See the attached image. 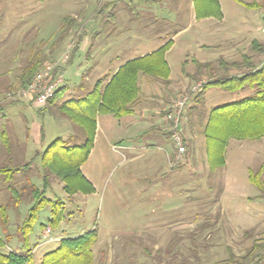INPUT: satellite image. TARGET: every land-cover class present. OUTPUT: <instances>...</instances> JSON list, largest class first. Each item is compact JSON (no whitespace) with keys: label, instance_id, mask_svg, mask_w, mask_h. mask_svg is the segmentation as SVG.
Returning a JSON list of instances; mask_svg holds the SVG:
<instances>
[{"label":"rangeland","instance_id":"374dc122","mask_svg":"<svg viewBox=\"0 0 264 264\" xmlns=\"http://www.w3.org/2000/svg\"><path fill=\"white\" fill-rule=\"evenodd\" d=\"M217 1L221 15H224L221 23L222 18H206L201 19L206 21L192 26L189 17L190 5L194 12L192 0H165L166 5L163 6L169 10L159 6L160 11L149 10L150 13L143 18L149 25L144 37L150 39L147 45L150 49L161 44L163 38H174V48L166 58L171 79L181 78L183 72L194 75L193 59L213 65L201 74L205 78H193L186 91L178 93L173 101L188 94L199 83L224 77L217 64L220 59L228 63L239 62L243 55L252 54L250 44L253 40L264 44V0ZM241 2L263 3V7L248 9ZM143 6L138 2L122 0L113 7L118 16L114 29L109 24L108 12L105 13L107 8L103 12L105 14L95 15L99 7L97 0H0V101L5 97L6 101H19L18 93L25 87H17L19 75L35 59L42 62L37 73L46 66L58 64L54 67V74H62V87L65 82L69 87L64 97L61 96L50 107L38 108L33 101L29 102L31 107L25 114L23 129L33 124L42 128L41 148L45 150L55 139L66 141L79 135L78 129L57 113V108L63 99L83 98L97 80L108 78L115 67L125 60L129 54L127 50L133 48V34H137V26L133 22L145 24L135 20L137 16L130 9L140 13ZM68 18L73 20L68 21ZM128 27L135 32H129ZM185 28L187 31L184 34L176 36ZM99 29L104 38L115 42L110 51L104 50L91 64L89 59H95L98 54L94 39L99 41L95 34ZM84 30L92 39L86 45L80 44L71 61L76 38ZM224 32L231 33L232 37H227ZM227 38L232 42L226 43ZM64 56H67L66 62H62ZM253 57L257 65L264 61L263 56L254 54ZM150 79L141 74L138 77L139 87L144 93L142 103L149 112L147 124L157 118L162 119L160 109L165 97L158 91L163 84L159 82V85L150 87L147 84ZM147 88L153 90L152 97ZM253 94L249 89L224 92L218 87H210L198 104L195 105L191 99L190 108L182 121L184 139L189 141L194 135L196 138L202 136L201 129L211 109ZM105 134L101 129L94 153L83 167V174L93 186L92 194L77 193L68 197L62 190L63 185L51 179L45 197L63 202L64 219L57 228L51 229L50 236L54 241L34 249V245L40 243L37 237L43 239L40 226L47 225L50 217L49 207L39 212L33 233L29 236V248L34 250L33 264H38L45 253L54 250L60 240L75 238L91 230H95L97 235L92 248L93 264H176L180 258L175 261L164 255L172 240L177 243L183 264H221L228 258L227 247L236 258L233 264L256 262L264 248V144L261 140H229L225 149L226 167L213 172L207 168L196 176L186 171L166 175L168 164L164 161L163 152L150 147L137 150L132 153L143 157L133 161L135 156L128 155L131 152L126 151L122 156V151L121 154L120 151H113L111 144L104 142ZM109 136L113 142L115 139L111 134ZM78 138L72 142L81 144L83 139L80 135ZM148 155L156 156L157 172L145 170L144 157ZM34 167L18 176L16 174L11 183L15 189L22 191L23 199L16 211L11 209L8 212V229L2 235L5 239L18 237L17 228L33 204L28 188L31 185L42 187L39 163ZM189 168L190 165H187L186 169ZM260 169L262 191L248 181V172L256 174ZM160 173L166 176L160 177ZM9 186L0 182V206L10 198ZM16 216H19L18 219ZM20 219L22 221L17 223L16 220ZM253 243L260 245L261 249L251 251L252 257L246 256ZM144 249L147 251L144 252ZM148 251L150 256L146 255ZM4 252H7L6 248Z\"/></svg>","mask_w":264,"mask_h":264},{"label":"trees","instance_id":"16d2710c","mask_svg":"<svg viewBox=\"0 0 264 264\" xmlns=\"http://www.w3.org/2000/svg\"><path fill=\"white\" fill-rule=\"evenodd\" d=\"M121 1L114 0L111 3L99 6L95 15L103 13L109 7L114 9L113 7L117 6ZM192 1L196 20L222 18L217 0ZM241 4L253 10L263 7V3L241 2ZM111 17L115 21L116 15L114 13L111 14ZM67 20L71 21L73 19L68 18ZM85 36L86 30L77 36L76 45L72 50L71 61L78 52ZM170 47L171 41H168L160 49L152 53L127 61L109 79L97 80L92 89L83 98L61 103L57 108V113L78 129L77 132L80 138L83 139L81 144L72 142L75 139H79V135L77 137H69L66 141L58 138L51 142L45 150L37 152L29 161L16 165L1 164L0 182L3 185L10 184L8 187L10 198L6 204L0 206V264H33V249L30 250L29 248V236L33 233L37 215L43 208L49 207L50 217L47 220V225L40 226V232H43L46 227H49V230L55 229L63 221V202L60 200H49L45 197L50 188L52 178L63 185L62 190L68 197H72L77 193L88 195L94 192L92 184L83 176L80 167L85 164L93 148L97 116H112L115 119H121L132 115L134 107L141 97V89L138 84L139 74L167 84L170 70L165 60V54ZM250 51L252 54L243 55L239 62L228 63L220 59L217 64L222 70L224 77L204 82L194 95L190 92L188 93L190 99L196 105L204 99L205 92L210 87H218L224 92H236L245 89L254 92L249 98L213 108L206 115L201 135L204 139L206 164L212 172L224 167L225 149L229 140H261L264 144V61L257 65L253 60L254 54L264 57V44L253 40L250 44ZM192 62L196 69L192 79L199 77L213 66L212 63H199L195 59ZM41 63L39 59L29 62L19 75L17 87H26L35 73L41 68ZM65 92L66 87H61L56 91L47 102V107L59 101ZM3 106L0 104V108ZM191 108L194 109V107ZM167 126H169V121ZM166 135L170 141L168 129L166 130ZM1 141L7 152L10 151L8 138L4 136ZM189 143L190 141L185 140L186 156L190 149ZM184 159L185 155L180 165L170 170L179 169ZM36 163H39L41 169L42 187L31 185L28 188L33 204L28 210L26 218L17 228L18 239L29 249L24 254L12 251L4 252L7 242L2 235L8 229V212L11 209L16 211L23 199L22 191L15 189L11 183H13L18 172L23 169H29ZM261 172L262 169L256 174L248 172V181L260 191L263 189V182L259 179ZM178 234L182 236L181 233ZM96 240L95 230L75 238L62 239L54 250L42 256L38 264H93L92 248ZM176 240L178 241L179 239ZM37 244L34 245V248ZM178 249L177 243L172 240L169 250L164 252L165 258L168 259L170 257V260L175 261L180 258L176 264H183ZM259 249H261L260 245L253 243L246 256L250 257L251 251ZM146 251L144 249V252ZM226 251L228 258L221 264H233L236 258L233 256L230 247H227ZM192 254L196 256L194 252ZM146 255L150 256L149 251ZM257 257L258 259L254 264L264 262V248Z\"/></svg>","mask_w":264,"mask_h":264},{"label":"crops","instance_id":"0c3cea01","mask_svg":"<svg viewBox=\"0 0 264 264\" xmlns=\"http://www.w3.org/2000/svg\"><path fill=\"white\" fill-rule=\"evenodd\" d=\"M97 1L99 2V6H101L106 3H111L114 0H97ZM123 1H128V2L134 1V2H138L139 4L141 3L144 5L143 7L140 8L143 14H140L141 12L139 13V10H136L134 8L130 9L133 12V14L137 16L135 20L142 21V22L146 21L143 18H145L147 14L150 13L149 10L151 12L154 9L155 11L157 10L160 11L159 6H162L164 8L163 9L161 7L163 10L168 9L166 6H163V5H166L165 0H123ZM189 10H190L189 17H190L192 26L198 25L201 22L206 21V20H196L195 19L194 12L191 9V5L189 7ZM221 10H222V7H221ZM107 12H108V17L110 21L109 24L115 29L117 27L116 19H118L116 9L107 8L105 13ZM112 13L116 15L115 21L111 17ZM207 20H213V19H207ZM223 20H224V15L222 14V19L220 23L223 22ZM144 23L145 24H139L137 22H133V25L137 26V29L135 30L137 34L134 33L135 31L132 32V29L128 27V31L131 33H134L133 34L134 37L132 41L133 48H130L127 50V52L129 53L128 56L125 58V60L121 64L115 67V70L110 74L108 79L127 61L142 57L149 53H152L160 49L168 41H171L172 45L165 54V60H167L166 59L167 56L171 53V51L174 48V38H170V39L163 38V40H161L160 42L161 44H157L154 48L150 49V47L147 46L148 41L150 39L147 37H144L146 36L145 32L148 30L149 25H147L146 22ZM186 29L187 28L181 30L180 32H177L176 36L184 34V32L187 31ZM95 34H97V38L99 40L98 42H96V39H94L97 45L95 51L98 52V54L95 57V59H92V58L89 59L88 63H91V64L95 63V61L101 56V54L104 53V50L110 51L111 47H113L112 43L115 42V40H112L110 38L108 39L104 38V36H102L103 34H102V31H100V29ZM88 35L89 33L86 34L81 44L82 46L86 45V42L92 39V37L89 38L90 36L88 37ZM137 35H139V37H137ZM224 35H226L227 37L228 36L232 37L231 33L226 34L224 32ZM225 42L229 44L232 42V39L228 40L227 38ZM202 47H205V46L203 45ZM198 62L199 63H209V62H200V61ZM170 75H171V71H170ZM192 75H193L192 73L184 72L182 73L181 78L179 79L177 78L174 80L171 79L169 76V80H168L169 82L167 84H164L161 81L152 80V79H150L148 83L146 82L148 85H150V87L159 85V82L163 84L162 85L163 87H161V90L158 89L159 92H162L165 95L164 102L160 109V115L162 118L161 120H157L159 119L157 118L150 124L146 123V120H149V117H148L149 112H147L144 108L146 106L145 103H142L143 102L142 94L144 95L142 91H141L140 100L134 107V112L132 115L125 116L121 119H115L112 116H97L94 144H93V148L85 164L88 162V160L92 157L94 153L95 145L97 144L98 138H99L98 134L100 133L101 129L103 132L107 133L104 135V142L106 144L108 143L111 144V148L115 145L120 146L121 149H120L119 154H121V151H122L123 152V154H121L122 156H124V152L128 151V153L131 152L130 154H128L129 156H135L133 158V161H137V159L142 158L143 155L141 154L135 155L132 152H135L137 150L143 151L150 147V148H155L163 152L165 155L164 161L167 164V157L170 156L173 151L171 142L169 141L166 135V130L168 128L167 110L170 104L172 103L174 97L178 93H183L184 91H186V89L190 86V83L192 81ZM199 78H205V76L200 75ZM64 87H66V92H67L69 87L67 86L66 82H65ZM157 88H159V86ZM157 88H153V89L156 90ZM147 89H149L148 93L150 92L151 93L150 96L152 97L153 90L151 88H147ZM66 101H69V100L63 99L62 103ZM2 103H4V106L0 108V165L1 164H13V165L15 164L16 165L21 162L29 161L30 159H32V157L37 152H42L44 150L43 148H41L43 144V136H42L43 130L41 127H39L38 124H33L34 126L32 125L31 127L29 126L30 128L23 129V126L26 122L25 114L28 112V108L31 107L29 102L22 100V99H19V101L11 99V101L9 102V101H6L5 98H3V100L0 101V104ZM192 111L190 112V114L192 113ZM104 121L110 122V124L108 123L106 125ZM109 134H111L112 137L115 139L113 142L111 141L112 139H111V136H109ZM4 136L8 138V142L10 146V151L8 152L5 149L1 141V138H3ZM189 141H190L189 143L190 151L188 155L185 157L182 163V166L179 169L170 170L168 165H166V169H168L166 171L167 172L166 175L168 173H171V174L175 173V175H177V173H181V172L184 173V171H186V173L188 172L189 174L196 176L197 174L204 173L207 170L208 167L206 164L205 145H204L203 137L199 136V138L198 137L196 138V135H194V137L189 138ZM191 159H192V162L189 163V160ZM144 160L146 162L144 166L145 170L149 172H153V171L157 172V170L159 169V166L158 164H156L157 159L155 155L145 156ZM85 164H83L80 167L82 174H83V167ZM187 165H190L189 169H186ZM224 167H226V164ZM35 168L36 167L32 166L28 170L23 169L20 172H18L16 176H18L21 172L24 173L26 171H30L31 169L33 170ZM158 175L160 177L166 176L165 174H162V173ZM83 176L86 178L84 174ZM18 217L16 216L17 219ZM16 221L18 223L19 221L21 222L22 219L16 220ZM40 233L43 239H40L39 236L37 237V240L39 239L40 243L38 242L37 246L34 249L47 245L48 243H52V241H54V239L50 236L51 230H49V233H46V231H43ZM5 240L7 242L6 247H5L7 249V252L12 251L18 254H24L29 249V248H26L25 245H23V243L18 239L17 236H15L14 239H5Z\"/></svg>","mask_w":264,"mask_h":264},{"label":"built area","instance_id":"2783aa9c","mask_svg":"<svg viewBox=\"0 0 264 264\" xmlns=\"http://www.w3.org/2000/svg\"><path fill=\"white\" fill-rule=\"evenodd\" d=\"M66 57L64 56L62 62H66ZM57 65L58 64L55 63L52 66H46L41 72L35 74L30 83L18 93L20 99H22L21 97L27 98V100H22L27 102L33 101V104L38 108L44 107L54 93L63 85V75L54 74V67ZM201 85L202 84L199 83L193 86L190 89V93L193 95L198 92ZM190 100L189 94H185L174 100L167 110V120L169 121L168 132L173 150L171 155L167 157V164L170 169L179 166L186 153L185 139L182 132V121L189 109ZM120 149V146L112 147L113 151H120ZM46 233H49V229H47Z\"/></svg>","mask_w":264,"mask_h":264}]
</instances>
